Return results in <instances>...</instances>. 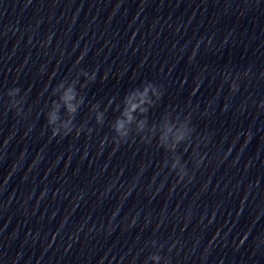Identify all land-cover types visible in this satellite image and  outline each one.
I'll return each mask as SVG.
<instances>
[{"label":"clouds","instance_id":"clouds-1","mask_svg":"<svg viewBox=\"0 0 264 264\" xmlns=\"http://www.w3.org/2000/svg\"><path fill=\"white\" fill-rule=\"evenodd\" d=\"M136 107H137L136 105H132V110H135ZM128 118H129V120H131V116L130 115H129ZM120 126L123 127V124H121Z\"/></svg>","mask_w":264,"mask_h":264}]
</instances>
